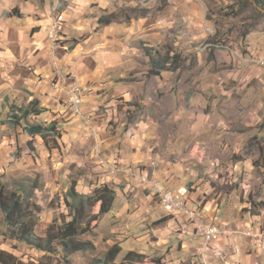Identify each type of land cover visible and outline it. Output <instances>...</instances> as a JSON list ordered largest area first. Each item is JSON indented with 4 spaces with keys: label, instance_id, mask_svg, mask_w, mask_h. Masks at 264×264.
Instances as JSON below:
<instances>
[{
    "label": "crops",
    "instance_id": "0c3cea01",
    "mask_svg": "<svg viewBox=\"0 0 264 264\" xmlns=\"http://www.w3.org/2000/svg\"><path fill=\"white\" fill-rule=\"evenodd\" d=\"M104 2L106 7H100L97 0H0V90L9 93L4 96V112L9 111L5 98L18 93V103L22 100L29 107L39 102L45 113L37 118L60 115L53 107L65 106L71 84L67 77H70L83 85V90H91L82 104L93 103L83 108L90 115L102 117L104 114V119L109 117L118 122L124 114L128 118L139 114L138 122L128 129L124 143L101 132L104 156L118 170L116 179L107 178V183L117 192L113 208L117 213L112 219L123 226L116 231V236H122V242L128 245L126 249L121 247L123 253L136 251L161 258L163 264H264V205L261 202L264 186L261 178L245 173L246 169L260 167V161L241 160L233 164L241 176H233L232 172L228 176L223 175L217 156L208 154L210 149L214 153L232 154L252 139H262L264 131L250 130L245 125V117L240 115L236 123H230L227 118L233 127L229 130L224 127L227 121L222 116L208 123L205 115L197 116L186 110V106H196L200 98L204 99L203 94L212 95V89L222 85L205 80L183 81L179 68L160 70L152 65L146 51L159 61L158 47L167 40L166 20L152 10L157 1ZM97 9L98 12L94 11ZM123 10L128 14L126 20L100 25L101 18ZM60 16L65 20L58 32L57 45L53 47L49 31ZM174 38L178 39V35ZM143 54L150 61L147 68L139 69L136 60L131 59L134 62L129 63V56ZM240 60L236 61L239 67ZM124 71L134 76H131L132 82L120 81L119 78L125 77ZM194 88L205 91L195 96ZM165 99L172 102L169 108L165 107ZM183 99H186L185 105ZM143 101H148L145 110L140 104ZM134 109L138 112L134 113ZM68 113L60 119L37 120L34 125L54 124L56 132L49 138L64 129L66 135L79 136L88 120L68 119ZM70 113L76 117L72 108ZM5 115L0 113V120ZM252 120L261 124L260 111ZM170 124L173 128L164 130ZM26 127L22 132L30 141L33 137ZM12 128L17 129L16 125ZM101 128L106 131L107 123ZM40 141L47 146L42 136ZM111 145L116 146L115 151H105ZM128 166L147 167V170L131 172ZM139 175L156 179L165 189H189L188 204L199 211L207 227L221 229L219 239L207 252L198 226L184 215L167 213L159 197L140 183ZM103 183L104 180L93 186ZM115 245L121 246L113 244L111 248Z\"/></svg>",
    "mask_w": 264,
    "mask_h": 264
},
{
    "label": "rangeland",
    "instance_id": "374dc122",
    "mask_svg": "<svg viewBox=\"0 0 264 264\" xmlns=\"http://www.w3.org/2000/svg\"><path fill=\"white\" fill-rule=\"evenodd\" d=\"M151 1H157L152 10L159 12L166 20L167 40L158 47L157 51L160 55L157 59H167L169 69L179 68L180 79L183 81L205 80L214 85H222L220 88H213L212 95L203 94L205 89L194 88L193 90L197 93L195 96L203 94L204 99L200 98L196 106H186V110L197 116L205 115L208 123L216 122L222 116L227 121V123L222 121L225 124L224 127L229 130L233 127L227 118H230V123L233 121L236 123L237 116L240 115L241 118L245 117V125L250 127V130L261 128L264 131V67L259 65V61L264 60V10L255 2L248 0L246 1L249 4H243L241 0H147V2ZM116 14L121 18L119 22L126 20L128 15L125 10L118 11ZM177 35L178 39H175L174 36ZM175 40L176 42L178 40L180 45ZM129 59V63L134 62L131 59L136 60L139 69H145L150 64L144 54L140 57L129 56ZM237 60L241 61V67L236 63ZM131 76L134 77L127 72L124 79H119L123 83H129L134 80ZM87 92L83 90V101L88 97ZM5 101L9 105V111L4 112L3 106L0 107L1 115L6 113L0 120V129L9 128L15 136L7 132L0 133V167L6 168L4 172H0V188H6L9 193H20L31 204L39 207L40 222L35 235L43 238L46 237L48 228L59 220L61 213L64 212V198L72 180L77 181V190L82 195L91 197L88 193L89 190L97 188L93 186L94 184H100L103 180L107 182V178L116 177L117 173L113 176L109 169L114 166L113 162L104 156L101 132L106 133L108 138H118L121 143H124L128 137V129L132 123L138 122L139 114L132 118L124 114L117 122L109 117L104 119V114L100 115L102 117L90 115V112L83 108L93 103L85 102L81 110L83 117L88 121L77 116L73 117L70 110L68 113V119L77 120L78 118L79 121L82 119L88 124H84L86 127L84 126L79 136L66 135L64 129L58 132L62 136L58 137V133L51 136L52 144L49 143L50 138L48 139V147L42 143V149L36 147V141L33 142V146H29V139H27L29 151L25 156L23 149L19 147L18 130L25 132L24 127L34 125L36 121L30 117L16 124L18 119L13 117L28 106L25 103H18L17 100L14 102L12 96L6 97ZM144 101L140 104L145 110L148 101L146 103ZM185 101L186 99L182 100L184 105ZM164 104L166 108H169L172 102L165 99ZM133 111L138 112L135 109ZM258 111L261 114V124L257 120H252ZM103 113H105L104 110ZM104 122L107 123L106 131L103 128L100 129ZM120 123L127 125L122 127ZM15 125L17 129L13 131L12 126L15 127ZM79 125L83 126L81 122ZM172 128L173 125L170 124L164 130ZM61 141H64L63 146ZM115 149L116 146L111 145L105 151L114 152ZM56 152L60 153L58 164L54 162L57 159L54 157ZM263 153L264 136L262 139H252L242 148L234 150L232 154L214 153L211 149L208 151L210 156H217L222 163L223 175L228 176L231 172L234 173L233 176H241V172H235L236 168L233 164L241 160L261 161ZM202 154L205 155L206 150ZM9 156L11 159L8 158ZM128 167L131 172L147 170V167L142 168V166ZM245 173L261 178L262 186H264V169L256 166L255 169H246ZM252 188H254L253 184ZM261 202L264 205V187ZM89 211L92 215L98 211V208ZM116 213L117 209H113L111 214L103 218L93 233L80 239L93 243L97 234L112 230L118 232L123 226L116 224V221L112 219V215ZM105 242L107 243V237ZM3 251L15 255L25 264H100L102 261L98 258L100 255L98 249L68 257L56 244L54 252H42L19 241L11 240L7 235L5 216L0 210V252Z\"/></svg>",
    "mask_w": 264,
    "mask_h": 264
},
{
    "label": "trees",
    "instance_id": "16d2710c",
    "mask_svg": "<svg viewBox=\"0 0 264 264\" xmlns=\"http://www.w3.org/2000/svg\"><path fill=\"white\" fill-rule=\"evenodd\" d=\"M241 1L243 4H249L248 1L255 2L259 8L264 10V0ZM119 20H121L120 16L116 13H112L108 17L101 18L100 25L109 26ZM146 52L152 58V65L157 66L160 70H172L168 68L167 59L155 61L154 57L151 56L152 53L149 50ZM154 72L156 74L160 73L159 71ZM39 106V102H34L29 107L21 109L19 114L13 117L18 119L16 124H20L19 121L21 122V120H28L30 117H39L45 113L44 109H41ZM26 130L33 139L37 135H40L46 143L49 136L56 132L54 124L48 127L27 125ZM33 139L29 141V146H33ZM259 164L260 167L264 169V155ZM77 187V181L72 180L70 189L64 198V212L61 213L59 220L48 228L46 237L43 238L35 235L40 222L39 207L35 204H31L30 201L20 193H9L6 188H0V210L5 216V225L9 238L42 252H54V246L56 244L68 257L96 251L97 248L94 243L81 240L80 238L93 233L98 228L103 218L111 213L116 203L117 192L105 181L95 189V198L93 196L87 197L82 195L77 190ZM97 199H101L102 203H100L98 211L91 215L89 210L97 208L95 206ZM119 253H123L121 246H113L107 251L106 260L100 261V264H113V261H115ZM124 261H126L127 264H163L161 258H152L136 251L127 252L124 255ZM124 261H122V264H124ZM0 263L25 264L19 262L13 255L5 252H0Z\"/></svg>",
    "mask_w": 264,
    "mask_h": 264
},
{
    "label": "built area",
    "instance_id": "2783aa9c",
    "mask_svg": "<svg viewBox=\"0 0 264 264\" xmlns=\"http://www.w3.org/2000/svg\"><path fill=\"white\" fill-rule=\"evenodd\" d=\"M56 11L57 8L54 12ZM64 20V16L58 17L49 31V39L53 47H56L57 45L58 32L60 31L61 24ZM259 65L264 67V60L259 61ZM69 80H71V84L68 86L66 95L68 100L71 101L74 115L86 120L83 117L81 110L83 104V88L76 79L67 77V81ZM109 169L111 175H116L118 170L115 167ZM139 180L140 183L147 187L150 192L159 197L161 205L167 213L171 215H184L190 223L198 226L199 231L203 234L205 244L207 245V251L209 246L219 239L221 229L217 226L207 227L200 216L199 211L195 210L188 204L186 199L189 194L188 188L181 187L177 190L165 189L156 179L144 175H141Z\"/></svg>",
    "mask_w": 264,
    "mask_h": 264
},
{
    "label": "clouds",
    "instance_id": "9594fccd",
    "mask_svg": "<svg viewBox=\"0 0 264 264\" xmlns=\"http://www.w3.org/2000/svg\"><path fill=\"white\" fill-rule=\"evenodd\" d=\"M97 2L100 4V7H106L107 5L105 4L104 0H97ZM5 7H8L9 5L5 4L4 5ZM89 11H93V10H89ZM94 11H99L98 9L97 10H94ZM127 71H132V69H127ZM127 71L122 73L124 75L127 74ZM81 87H83V85H81ZM86 91H91L90 89H86ZM5 95H9V93L7 92H4L3 90H0V106H3L4 104V96ZM18 93H12L11 96H12V100L15 102L16 101V97H17ZM19 103H23V101H19ZM72 105H71V101L70 100H65V106L63 108H56V107H53V110L56 111L58 114V116L56 117H52L51 114H49L47 117H41V118H37V117H33V121H37V120H42V119H47L49 121H51L52 119H60L61 118V115H65L67 114V111H69L71 109ZM73 123H75V121H73ZM90 123V122H89ZM82 127V126H81ZM2 132H7L9 135H12L13 137L15 136V133L12 132L11 129H0V133ZM27 139H29V137H27L26 134H24L22 131L20 133V143H19V147H21L24 151V155L27 156L28 155V147H27ZM36 147L38 149H42L43 148V145L40 141V136L37 135L36 136ZM49 143L52 144V140L51 138L49 139ZM61 146H63V143L64 141H61ZM9 144H11V141H9ZM53 148L54 145H53ZM54 157H56L57 159H55V163H59V157H60V153L56 152L54 153ZM9 159H11V156L8 157ZM6 170L5 167H0V172H4ZM59 175V173H57ZM95 187H99V185H96ZM95 194V190L92 189V190H89V193L88 195L89 196H94ZM100 203H102V200L101 199H97V202L95 203V206L98 208L100 206ZM106 237H107V243L105 242L106 241ZM115 237V238H113ZM123 237L122 236H116V230H112L111 232H108V233H105L103 232L102 234H97V237L93 240V243L96 244V248L98 249V252H99V259H101L102 261L106 260V253L108 251V249L110 248L111 245L113 244H120L122 248H127L128 245L124 244L122 241H123ZM124 253H119L115 259V261H113V264H121L122 261H124ZM124 264H127L126 261H124Z\"/></svg>",
    "mask_w": 264,
    "mask_h": 264
},
{
    "label": "bare ground",
    "instance_id": "6f19581e",
    "mask_svg": "<svg viewBox=\"0 0 264 264\" xmlns=\"http://www.w3.org/2000/svg\"><path fill=\"white\" fill-rule=\"evenodd\" d=\"M205 252H207V245L205 246Z\"/></svg>",
    "mask_w": 264,
    "mask_h": 264
}]
</instances>
